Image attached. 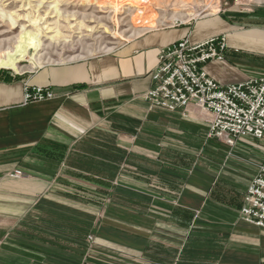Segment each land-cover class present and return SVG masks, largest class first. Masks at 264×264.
Masks as SVG:
<instances>
[{
    "label": "crops",
    "instance_id": "0c3cea01",
    "mask_svg": "<svg viewBox=\"0 0 264 264\" xmlns=\"http://www.w3.org/2000/svg\"><path fill=\"white\" fill-rule=\"evenodd\" d=\"M243 15L147 29L101 55L27 73L0 70V264H176L200 244L197 264H264V230L239 213L264 144L229 146L207 136L192 106L170 112L144 99L159 48L181 38L224 34L223 58L203 66L219 85L264 75V3ZM24 85L53 96L24 103ZM207 142L229 148L211 166Z\"/></svg>",
    "mask_w": 264,
    "mask_h": 264
},
{
    "label": "rangeland",
    "instance_id": "374dc122",
    "mask_svg": "<svg viewBox=\"0 0 264 264\" xmlns=\"http://www.w3.org/2000/svg\"><path fill=\"white\" fill-rule=\"evenodd\" d=\"M261 1L264 0H122L113 12L100 0H0V57L12 53L27 34L36 40L28 45L27 57L19 61L17 71L0 70L27 73L44 65L98 56L147 29L179 26L217 14L241 18L264 3ZM245 24L249 23L244 21ZM246 138L252 137L238 140ZM255 148L260 150L257 144ZM228 152L224 144L218 151H212L208 144L207 159L222 160ZM211 165L209 159L207 166ZM89 236L88 243H92Z\"/></svg>",
    "mask_w": 264,
    "mask_h": 264
},
{
    "label": "built area",
    "instance_id": "2783aa9c",
    "mask_svg": "<svg viewBox=\"0 0 264 264\" xmlns=\"http://www.w3.org/2000/svg\"><path fill=\"white\" fill-rule=\"evenodd\" d=\"M224 34L192 43L181 38L159 48L151 72V86L144 94L150 108L186 113L193 107L207 122V136L233 146L240 137L264 142V75L219 85L203 66L223 58ZM23 101L51 98L47 86L23 87ZM264 157V156H263ZM240 207V217L264 230V159L257 165ZM16 170L14 175H20ZM93 237L89 236V240Z\"/></svg>",
    "mask_w": 264,
    "mask_h": 264
},
{
    "label": "bare ground",
    "instance_id": "6f19581e",
    "mask_svg": "<svg viewBox=\"0 0 264 264\" xmlns=\"http://www.w3.org/2000/svg\"><path fill=\"white\" fill-rule=\"evenodd\" d=\"M121 1L122 0H100V4L104 6L105 4H108L113 12H116ZM35 43V38L32 35L27 34L25 39L15 47L16 49L12 53H7L3 57H0V67L17 71L19 61L27 57L28 45Z\"/></svg>",
    "mask_w": 264,
    "mask_h": 264
},
{
    "label": "trees",
    "instance_id": "16d2710c",
    "mask_svg": "<svg viewBox=\"0 0 264 264\" xmlns=\"http://www.w3.org/2000/svg\"><path fill=\"white\" fill-rule=\"evenodd\" d=\"M172 209V208H171ZM181 210V211H180ZM179 219H182V221H184V222H187V221H190L191 220V218H192V213L191 212H189V211H187V210H185V209H179ZM176 213V211L174 210V208H173V210L170 212V214L169 215H171V213H173L172 215H175V213ZM216 228L213 226L212 227V232H214V230H215ZM215 234V233H214ZM214 234L212 235V238L214 237ZM196 236H200V235H196ZM196 239V238H195ZM198 239V238H197ZM201 240H203V239H201ZM208 242L209 241H207V245H208ZM198 244H200V243H198ZM203 244H200L199 246H197L196 248H197V250H196V252H195V250H193L194 248L192 247L193 245H188V248H189V252H195L196 254H191L190 255V257H192V259L190 258V260L191 261H188V262H185V261H183V262H176V264H197V263H195V261H196V258H197V261H199V256H197L198 254H197V252L198 253H200L199 251H202V250H200V249H202V246ZM187 246V245H186ZM93 249V248H92ZM92 249H90V250H92ZM190 254V253H189ZM186 255V254H185ZM184 256V255H183ZM187 256H188V254H187ZM213 259H214V262H215V260H216V253L215 254H213ZM106 261H101V263L100 262H97V261H95L94 259H92V258H90L89 256H87L86 257V259H85V261L83 262V264H127L126 262H125V260L124 259H122V260H119V261H116V260H113V259H111V258H108L107 257V259H105ZM124 260V261H123ZM202 260H203V257H202ZM138 264V263H137Z\"/></svg>",
    "mask_w": 264,
    "mask_h": 264
}]
</instances>
